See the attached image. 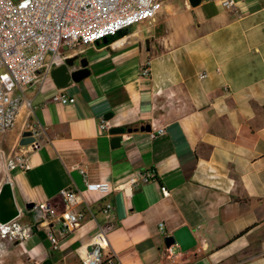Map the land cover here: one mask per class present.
<instances>
[{
  "label": "crops",
  "instance_id": "crops-1",
  "mask_svg": "<svg viewBox=\"0 0 264 264\" xmlns=\"http://www.w3.org/2000/svg\"><path fill=\"white\" fill-rule=\"evenodd\" d=\"M223 1L164 0L155 21L85 46L72 68L87 59L83 79L59 87L49 75L27 87L31 106L0 145L28 153L30 168L12 171L13 185L0 173V222L21 213L35 223L28 206L61 209L69 188L86 217L66 237L55 221L56 248L38 227L23 245L6 240L1 264H82L78 250L107 224L106 203L116 264H264V0H234L235 9ZM57 92L76 100L55 102ZM103 118L126 132L102 130ZM36 124L43 144L32 150L20 140ZM148 171L156 177L145 181ZM86 182L111 191L102 197ZM182 227L195 245H167Z\"/></svg>",
  "mask_w": 264,
  "mask_h": 264
},
{
  "label": "built area",
  "instance_id": "built-area-1",
  "mask_svg": "<svg viewBox=\"0 0 264 264\" xmlns=\"http://www.w3.org/2000/svg\"><path fill=\"white\" fill-rule=\"evenodd\" d=\"M223 4L235 9L234 0H224ZM161 8L162 0H0V133L14 127L23 106H31L27 87L51 75L54 63L77 55L87 45H96V41L105 35L115 34L140 21H155ZM149 73L148 64L143 75ZM200 77H207V73H201ZM52 100L66 104L74 103L76 98L57 92ZM100 128L110 129L109 119L103 118ZM30 130L34 141L29 147L36 150L43 144L44 128L36 124ZM162 131H153L151 136L156 137ZM29 168L28 153L21 149L8 153L0 145V173L12 185V171ZM155 177L154 171L143 175L145 181ZM86 183L102 197L111 191L107 182ZM162 189L166 197L170 195L166 186ZM61 194V209L50 201L33 204L35 223L24 222L21 213L12 221L0 222V244L8 240L23 245L38 227L46 232L51 245L56 248L60 239L54 230L55 221L61 223L60 236L66 237L86 217L84 208L76 209L81 204L80 193L69 188ZM103 211L107 224L100 226L91 241L78 250L82 264H116L114 256L107 250V233L113 226V205L106 203ZM164 229V223H160V230ZM22 264L44 263L28 260Z\"/></svg>",
  "mask_w": 264,
  "mask_h": 264
},
{
  "label": "water",
  "instance_id": "water-1",
  "mask_svg": "<svg viewBox=\"0 0 264 264\" xmlns=\"http://www.w3.org/2000/svg\"><path fill=\"white\" fill-rule=\"evenodd\" d=\"M201 0H189L190 5L197 6ZM125 29L118 31L115 34H108L102 37L101 39L96 41L97 44H110L111 42L117 40L120 35L124 32ZM78 59V55H74L71 57L65 58L64 62L62 63H54L53 69L51 70V76L54 79L55 83L59 87H65L69 85L71 80L79 81L89 75L90 70L88 69L87 65V59H83L81 61L82 67L80 69H72L75 66V61ZM143 130H150V125H145L141 127ZM126 127H113L111 128V132L115 134L124 133L126 132ZM129 131H132L133 129H128ZM117 141H120V137H116ZM34 141V137L32 136L31 130H26L22 134V138L20 140L22 145H29ZM29 209L33 207V203H31L29 206ZM165 242L167 245H172L174 243H179V245L183 249H188L195 245L196 240L194 236L192 235L191 230L188 227H182L179 230H177L173 235L167 236L165 238ZM90 249H92L90 247Z\"/></svg>",
  "mask_w": 264,
  "mask_h": 264
},
{
  "label": "rangeland",
  "instance_id": "rangeland-1",
  "mask_svg": "<svg viewBox=\"0 0 264 264\" xmlns=\"http://www.w3.org/2000/svg\"><path fill=\"white\" fill-rule=\"evenodd\" d=\"M164 0H162V2H163ZM162 6H163V4H162ZM146 21H148V20H146ZM137 25V23H134L132 26H130L129 28H134L135 26ZM6 133V132H5ZM5 133L4 132H1L0 133V144H1V142H2V144L4 145L5 144ZM13 244H15V243H13ZM6 248H10V245H7V243H1L0 244V255H4V254H2V253H4L3 252V250H5ZM8 253V252H7Z\"/></svg>",
  "mask_w": 264,
  "mask_h": 264
}]
</instances>
